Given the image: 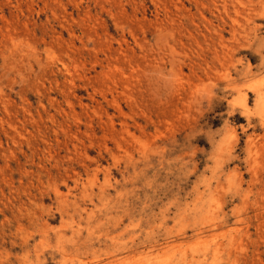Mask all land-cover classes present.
<instances>
[{
	"label": "clouds",
	"instance_id": "clouds-1",
	"mask_svg": "<svg viewBox=\"0 0 264 264\" xmlns=\"http://www.w3.org/2000/svg\"><path fill=\"white\" fill-rule=\"evenodd\" d=\"M26 2L0 27V158L21 160L18 180L0 166V264H248L264 244L247 229L264 216V0ZM61 33L142 65L119 127L103 112L89 127L120 91L103 75L115 59L71 77L103 98L79 120L71 85L49 91L45 73L75 63Z\"/></svg>",
	"mask_w": 264,
	"mask_h": 264
},
{
	"label": "rangeland",
	"instance_id": "rangeland-1",
	"mask_svg": "<svg viewBox=\"0 0 264 264\" xmlns=\"http://www.w3.org/2000/svg\"><path fill=\"white\" fill-rule=\"evenodd\" d=\"M30 7H32V5L28 4L26 0H13V5L9 7L0 6V27L7 28L9 26H15L21 18V12L27 15L26 8ZM69 12H71V9H69ZM72 15L75 16V13H72ZM88 15L89 13L85 12L79 17L80 26L85 31L88 27L86 23V17ZM68 33L73 38L80 35L79 32L73 31L71 28L68 29ZM69 35L61 33L63 40L67 41L69 48L73 49L76 53L74 56L75 63L71 67H69L67 63H61L56 68L45 73L47 77L46 86L49 88L50 92L59 93L61 95H66V84L72 86V94L79 98L80 105L77 106L72 100H69L68 103L74 108L75 111L73 115H76L79 120L78 114L80 112V107L87 110L90 107L89 99L95 101L96 105L100 106L102 105L103 98L92 89H89V96L88 98H85V96L77 89L79 81L71 79V77L75 73L79 75L81 81L94 82L101 62L109 63V61L115 59L116 62L109 63L108 70L104 72L103 75L110 78L112 84L116 88H120V91L119 93H116L114 88H110L107 95L108 104L103 105L100 110L93 108V111L96 112L97 116H101V112L105 113L107 119L112 120V122L119 127V124L115 119L114 110L119 111L122 114H127L128 109L120 102V97L126 95L129 101L133 99V96L131 95L132 90L140 81V77L135 74L141 70L142 65L138 61L133 63V57L129 56L127 50L123 48L117 53H113L111 50H107L106 53L97 50V55L94 58L90 53L80 50L79 44L76 43L74 39L69 40ZM110 39L111 38H109V47L111 49L112 46ZM105 55H107V59H105ZM50 56L55 58L56 53L52 52L50 53ZM125 64L128 65L127 68L125 67ZM48 82H51V84ZM52 85L55 86L54 89ZM85 86L87 85L85 84ZM35 91L38 95L40 94L41 89L39 86L36 87ZM100 91L103 90L101 89ZM50 99L58 103L60 101V95L53 94ZM25 100L28 104L32 103L31 99L27 96L25 97ZM9 103L13 105L17 103L15 97H10ZM9 110L11 111V108ZM26 111L30 112L31 110L26 109ZM49 115L52 116V113H49ZM89 127L104 128V117L101 116V119L97 124H90ZM79 131H84V129H79ZM76 134V131L72 132L73 136ZM21 135H23V133H21ZM0 139H3L2 134H0ZM5 143H7L6 140ZM3 165H7L6 170L10 172V178L12 180L19 179L16 175L17 170L21 166V160L19 157L17 159H11L6 156L2 157L0 158V166ZM247 178V175H245V179ZM251 216L252 219L248 223L247 229L248 232L251 233L253 239L256 240L259 236L264 235V216H258L255 210L251 213ZM248 264H264V244L257 243L252 247L248 256Z\"/></svg>",
	"mask_w": 264,
	"mask_h": 264
}]
</instances>
